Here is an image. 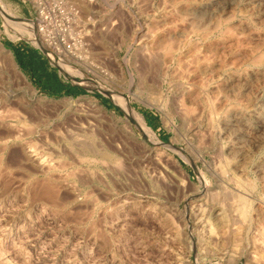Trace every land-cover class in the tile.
Here are the masks:
<instances>
[{"label": "rangeland", "instance_id": "obj_1", "mask_svg": "<svg viewBox=\"0 0 264 264\" xmlns=\"http://www.w3.org/2000/svg\"><path fill=\"white\" fill-rule=\"evenodd\" d=\"M1 1L0 264H264V0Z\"/></svg>", "mask_w": 264, "mask_h": 264}, {"label": "trees", "instance_id": "obj_2", "mask_svg": "<svg viewBox=\"0 0 264 264\" xmlns=\"http://www.w3.org/2000/svg\"><path fill=\"white\" fill-rule=\"evenodd\" d=\"M24 51L25 53L23 54L22 59L23 66L25 63V66L27 65L30 67L35 79L39 82L40 86L47 91V93L50 95H61L63 93L77 95L83 92L82 88L66 86L55 74L49 72L46 66L47 61L38 56L36 51L30 48H27ZM24 58H27L28 60L24 61ZM148 122L152 127L154 126L151 120H148Z\"/></svg>", "mask_w": 264, "mask_h": 264}, {"label": "bare ground", "instance_id": "obj_3", "mask_svg": "<svg viewBox=\"0 0 264 264\" xmlns=\"http://www.w3.org/2000/svg\"><path fill=\"white\" fill-rule=\"evenodd\" d=\"M170 1V0H169ZM195 4V3H194ZM0 5H1V8L3 7V2L0 0ZM176 7V6H175ZM6 8V7H5ZM174 8V7H173ZM3 9V8H2ZM200 9V8H199ZM201 10V9H200ZM170 12V11H169ZM186 12V11H185ZM202 12V11H201ZM226 15V14H225ZM191 16V15H190ZM229 16H232V15H229ZM17 18H15V19H13V20H16L18 23H21V24H19L20 25V27H22L23 26V28L25 27V29L27 28L28 30H30V32L32 33V36H33V39L34 40H38L39 41V39H38V35H37V33H36V29H35V26H34V24H33V21H27V20H24V19H19V17L18 16H16ZM183 17V16H182ZM189 17V16H188ZM187 17V18H188ZM198 17V16H197ZM177 18V17H176ZM214 18H215V16H214ZM229 18V17H228ZM192 19V18H191ZM190 19V20H191ZM204 19H205V17H204ZM207 19V18H206ZM168 20V19H167ZM227 20V19H226ZM193 21V20H192ZM191 21V22H192ZM195 21V20H194ZM208 21V20H207ZM215 21V20H214ZM213 21V22H214ZM210 22V21H209ZM164 23V22H163ZM201 23V22H200ZM204 23V22H203ZM205 23H206V21H205ZM208 24V23H207ZM210 24V23H209ZM222 24V23H221ZM14 25H16V24H14ZM191 25V24H190ZM200 25V24H199ZM214 25V24H213ZM217 25V24H216ZM239 25V24H238ZM17 26V25H16ZM149 26V25H148ZM195 26H197V25H195ZM212 27V26H211ZM229 27V26H228ZM230 27H232V26H230ZM21 29V28H20ZM150 29V28H149ZM156 30V29H155ZM233 33V32H232ZM238 35V34H237ZM173 36V35H172ZM168 37V36H167ZM238 37V36H237ZM169 38V37H168ZM175 39V38H174ZM176 40V39H175ZM170 41V40H169ZM178 41V40H177ZM37 42V41H36ZM176 42V41H175ZM37 43H39V42H37ZM162 43H164V42H162ZM166 43V42H165ZM170 45V44H169ZM182 45V44H181ZM161 47V46H160ZM264 47V46H263ZM162 48V47H161ZM170 48V47H169ZM172 48V47H171ZM170 48V49H171ZM252 48V47H251ZM164 49V48H163ZM165 50V49H164ZM250 50V49H249ZM263 50H264V48H263ZM150 51H152V50H150ZM167 51V50H166ZM154 52V51H153ZM158 51H156V53H157ZM162 52H163V50H162ZM169 52V51H168ZM161 53V52H160ZM263 53V52H262ZM166 54V53H165ZM264 54V53H263ZM156 55V54H155ZM158 55V54H157ZM160 55V54H159ZM172 55V54H171ZM151 56H153L152 54H151ZM150 57V56H149ZM173 57V56H172ZM255 57V56H254ZM262 57H264V55H262ZM154 58V57H153ZM257 58V57H256ZM163 60V59H162ZM165 60V59H164ZM58 63L60 64V66L63 68V69H66V66L67 65H64L65 63H64V61L63 60H58ZM191 63V62H190ZM163 64V63H162ZM186 65V64H185ZM187 65H188V63H187ZM190 65V64H189ZM192 65V64H191ZM153 66V65H152ZM244 66V65H243ZM208 67V66H207ZM184 68V67H183ZM180 69V68H179ZM175 71V70H174ZM181 71H183V70H181ZM204 71V70H203ZM179 72V71H178ZM208 72V71H207ZM69 73V72H68ZM156 73V72H155ZM172 73H173V71H172ZM187 73V72H186ZM197 73V72H196ZM203 73V72H202ZM202 73H201V76H202ZM216 73V72H215ZM179 74V73H178ZM198 74H200V73H198ZM206 75V74H205ZM203 77V76H202ZM205 79V78H204ZM245 80V79H244ZM207 83V82H206ZM197 87H198V85H196ZM215 92V91H214ZM222 94V93H221ZM222 97V96H221ZM179 98V97H178ZM122 99V98H121ZM214 99H216V98H214ZM218 100H219V98H218ZM122 101V103L121 104H123V108H124V110L126 111V113L128 114V117L129 118H133L134 120H136L141 126H142V129H143V131H145L154 141H156V142H159L158 140V137L155 135V133L154 132H152L149 128H148V125H147V123H146V120H145V118L143 117V115L141 114V113H139L138 111H136L131 105H130V103L128 102V100H126V99H123V100H121ZM121 101H119V102H121ZM199 101V100H198ZM200 103V102H199ZM234 104V103H233ZM183 105V104H182ZM223 105V104H222ZM187 106V105H186ZM231 107H233L232 106V104H231ZM189 110V109H188ZM226 112V111H225ZM211 113V112H210ZM207 114V113H206ZM211 116V115H210ZM208 126V125H207ZM78 129V128H77ZM82 130V129H81ZM212 130V129H211ZM202 145V144H201ZM218 154V153H217ZM239 182V181H238ZM249 184V183H248ZM245 187V186H244ZM246 189V188H245ZM247 192V191H246ZM234 193V192H233ZM220 194V193H219ZM222 194V193H221ZM235 195V194H234ZM244 195H245V193H244ZM242 196V195H241ZM220 197V196H219ZM240 198V197H239ZM246 198V197H245ZM240 202V201H239ZM222 203V202H221ZM235 203H236V201H235ZM249 203V202H248ZM242 204V203H241ZM230 206V205H229ZM239 207V206H238ZM240 209H241V207H240ZM236 211H238V210H236ZM243 212V211H242ZM235 213V212H234ZM237 213V212H236ZM245 214V213H244ZM229 215V214H228ZM243 215V214H242ZM239 216V215H238ZM239 218V217H238ZM242 218V217H241ZM245 218V217H244ZM233 221V220H232ZM237 223V222H236ZM260 223V222H259ZM230 225V224H229ZM257 225V224H256ZM229 227V226H228ZM203 228V227H202ZM235 229V228H234ZM237 230H238V228H237ZM236 230V231H237ZM241 230V229H240ZM256 231V230H255ZM235 231H233V233H234ZM235 235V234H234ZM254 235V234H253ZM236 236V235H235ZM242 236V235H241ZM264 236V235H263ZM232 237H234V236H232ZM240 237V236H239ZM238 238V237H237ZM260 241H262V240H260ZM260 241H258V242H260ZM264 241V240H263ZM239 242V241H238ZM241 242V241H240ZM264 243V242H263ZM257 244V243H256ZM259 245H260V243H259ZM262 246H264V245H262ZM257 247V246H256ZM260 247V246H259ZM262 249V248H261ZM263 251V250H262ZM259 252V251H258ZM258 254V253H257Z\"/></svg>", "mask_w": 264, "mask_h": 264}, {"label": "built area", "instance_id": "obj_4", "mask_svg": "<svg viewBox=\"0 0 264 264\" xmlns=\"http://www.w3.org/2000/svg\"><path fill=\"white\" fill-rule=\"evenodd\" d=\"M61 8H62L61 13L64 14L65 9L63 8V5H61ZM48 20H50V13L46 7L41 5L40 7H38V10H37V17L35 19L36 22L34 21V23L39 27L40 32H44L45 29H44L43 23L48 21ZM64 45H66V43H64ZM67 47L69 49H72V46H70V45H67Z\"/></svg>", "mask_w": 264, "mask_h": 264}]
</instances>
